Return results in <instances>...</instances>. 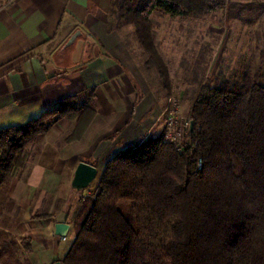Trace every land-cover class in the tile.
<instances>
[{"label": "trees", "instance_id": "1", "mask_svg": "<svg viewBox=\"0 0 264 264\" xmlns=\"http://www.w3.org/2000/svg\"><path fill=\"white\" fill-rule=\"evenodd\" d=\"M249 3L112 0L110 22L134 27L144 64L168 87L151 15L229 13ZM190 105V142L181 150L161 132L106 161L63 264H264L263 75L257 70L240 82H202ZM85 110L68 96L23 124L0 128V192L32 157L37 135L71 113L78 121ZM23 239L30 250V239Z\"/></svg>", "mask_w": 264, "mask_h": 264}, {"label": "crops", "instance_id": "2", "mask_svg": "<svg viewBox=\"0 0 264 264\" xmlns=\"http://www.w3.org/2000/svg\"><path fill=\"white\" fill-rule=\"evenodd\" d=\"M111 2L0 0V128L23 124L68 96L87 109L78 121L74 113L56 119L33 139L32 157L0 198L3 211L12 203L9 231L31 240L39 263L63 264L100 169L161 125L164 97L146 75L157 71L144 66L134 27L110 22ZM80 161L97 174L75 190ZM56 222L69 225L64 237L55 233Z\"/></svg>", "mask_w": 264, "mask_h": 264}, {"label": "rangeland", "instance_id": "3", "mask_svg": "<svg viewBox=\"0 0 264 264\" xmlns=\"http://www.w3.org/2000/svg\"><path fill=\"white\" fill-rule=\"evenodd\" d=\"M251 1L229 13L214 10L201 15L170 16L160 12L151 15L154 45L169 78V85L165 87L154 69L146 73L152 90L164 97L161 125L153 136L167 131L165 117L170 110L181 116L179 120L191 118V99L200 83L223 78L240 82L244 75H252L257 70L264 75V0ZM152 72L156 74L153 76ZM199 160L202 166L201 158L197 164ZM11 205L8 202L5 211L0 208V264H43L36 261L31 248H25V239L18 231H9L15 218L7 213ZM3 241L8 250L1 245Z\"/></svg>", "mask_w": 264, "mask_h": 264}, {"label": "water", "instance_id": "4", "mask_svg": "<svg viewBox=\"0 0 264 264\" xmlns=\"http://www.w3.org/2000/svg\"><path fill=\"white\" fill-rule=\"evenodd\" d=\"M79 30L75 31L66 41L65 45L72 43V41L79 34ZM193 122L190 124L192 129ZM97 174V168L92 164H89L84 161L77 163V166L74 170V174L71 180V187L75 190H82L89 186V184L95 179ZM69 225L65 222H56L54 224L55 233L59 236L64 237L67 233ZM51 264H61L60 261H54Z\"/></svg>", "mask_w": 264, "mask_h": 264}, {"label": "built area", "instance_id": "5", "mask_svg": "<svg viewBox=\"0 0 264 264\" xmlns=\"http://www.w3.org/2000/svg\"><path fill=\"white\" fill-rule=\"evenodd\" d=\"M179 117L175 110H170L166 114V129L163 134V139L165 142H171L178 146L181 150L182 144L188 143L189 135L191 133L190 124L193 122L192 118H186L184 121ZM184 118V117H183ZM200 160L198 161L197 167L200 169Z\"/></svg>", "mask_w": 264, "mask_h": 264}]
</instances>
